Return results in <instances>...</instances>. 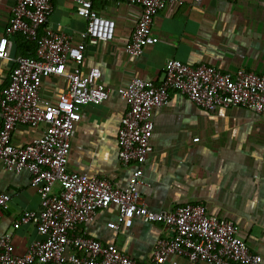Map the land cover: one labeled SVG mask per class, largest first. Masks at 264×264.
<instances>
[{
	"label": "crops",
	"instance_id": "obj_1",
	"mask_svg": "<svg viewBox=\"0 0 264 264\" xmlns=\"http://www.w3.org/2000/svg\"><path fill=\"white\" fill-rule=\"evenodd\" d=\"M15 1L0 0V34ZM51 3L48 25L77 43L85 21L74 14L72 0ZM95 9L115 22V34L110 42L86 46L81 69L87 73L98 68L99 83L109 96L100 105L82 108L70 140V172L105 178L119 187L127 185L134 166H123L118 159L116 137L127 107L117 90L133 78L160 83L168 60L264 76V0H202L197 6L193 0H175L154 18L158 42L135 58L124 48L137 23L139 7L106 0L95 4ZM11 41L9 59L0 60V90L22 55L18 38ZM66 89L64 78L50 77L42 82L41 95L55 100ZM153 124L152 151L143 167L146 185L140 188L143 203L152 211L204 206L208 216L231 221L264 264V113L241 108L207 112L173 93L166 106L154 110ZM42 129L18 126L12 142L24 146L37 139ZM0 192L10 196L8 209L0 216V236H9L14 253L22 256L40 238L34 225L21 222L24 212L40 209L36 186L27 172H8L0 162ZM107 223L120 228L108 229ZM77 232L114 245L140 262L149 261L154 243L171 234L164 226L139 218L120 220L113 208L97 213L92 222L78 226ZM165 264L190 263L170 256Z\"/></svg>",
	"mask_w": 264,
	"mask_h": 264
},
{
	"label": "built area",
	"instance_id": "obj_2",
	"mask_svg": "<svg viewBox=\"0 0 264 264\" xmlns=\"http://www.w3.org/2000/svg\"><path fill=\"white\" fill-rule=\"evenodd\" d=\"M104 1L72 0L74 14L85 21L77 43L48 25L51 0H16L0 34L1 61L10 57L11 38L21 37L35 44L34 57H20L7 85L0 90V162L8 172H27L40 199V209L26 211L21 218L22 223L35 226L40 238L18 256L10 237L0 236V264H165L170 256L190 264H262V258L249 250L226 218L208 216L202 205L152 211L140 195V188L146 185L143 167L152 151L154 110L166 106L171 95L178 93L207 112L241 108L263 114L262 75L243 69L228 73L207 65L192 67L168 60L160 83L133 78L127 87L117 90L127 107L116 137L118 159L123 166H134L127 185L119 187L105 178L68 170L70 140L82 108L100 105L109 96L108 89L99 83L98 68L87 73L81 69L86 46L114 38L115 22L95 9V4ZM119 1L140 9L124 48L128 56L139 57L158 42L153 33L155 16L175 0ZM201 2L193 0L196 6ZM50 77L67 81L66 91L55 100L41 95L42 82ZM18 126L43 129L37 139L17 146L12 133ZM9 202L10 196L0 192V216ZM110 208L120 220L139 218L160 224L171 234L154 243L149 261L140 262L114 245L77 232L78 226L92 222L97 213ZM106 227L120 228L115 223Z\"/></svg>",
	"mask_w": 264,
	"mask_h": 264
},
{
	"label": "trees",
	"instance_id": "obj_3",
	"mask_svg": "<svg viewBox=\"0 0 264 264\" xmlns=\"http://www.w3.org/2000/svg\"><path fill=\"white\" fill-rule=\"evenodd\" d=\"M17 38L21 42V45L19 47L22 50V55L20 57H34L35 44L33 42L25 41L21 37Z\"/></svg>",
	"mask_w": 264,
	"mask_h": 264
}]
</instances>
